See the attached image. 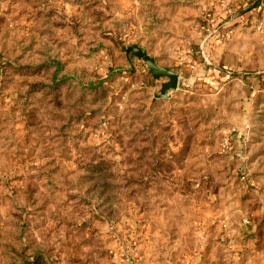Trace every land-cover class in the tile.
I'll return each mask as SVG.
<instances>
[{"label":"rangeland","instance_id":"374dc122","mask_svg":"<svg viewBox=\"0 0 264 264\" xmlns=\"http://www.w3.org/2000/svg\"><path fill=\"white\" fill-rule=\"evenodd\" d=\"M262 1L0 0V264H264Z\"/></svg>","mask_w":264,"mask_h":264},{"label":"water","instance_id":"95a60500","mask_svg":"<svg viewBox=\"0 0 264 264\" xmlns=\"http://www.w3.org/2000/svg\"><path fill=\"white\" fill-rule=\"evenodd\" d=\"M125 55L128 61L131 60L132 56L142 59L146 63L148 73L153 79L159 80L160 78H167L166 81L161 82L159 94L156 95L157 97H164L167 95L168 91L178 87L179 75L166 66L157 65L154 58L147 54L139 45L133 43L129 44L125 48Z\"/></svg>","mask_w":264,"mask_h":264},{"label":"crops","instance_id":"0c3cea01","mask_svg":"<svg viewBox=\"0 0 264 264\" xmlns=\"http://www.w3.org/2000/svg\"><path fill=\"white\" fill-rule=\"evenodd\" d=\"M241 17L243 18V15H241ZM238 28L239 26L232 30L235 31ZM206 45L207 46L205 45L203 46L204 51H206L207 55L211 54V56L215 55L216 57H218L217 62L219 64H217V66H219L221 69H229V68L238 69L241 67L242 63L244 64V62L241 63V60L244 58L243 57L244 54H242L241 51H238L236 49L237 47L230 48L224 46V44L217 43V41L214 40V36L208 39ZM251 63L253 64L252 61ZM249 82L253 85L252 87L257 88L258 84H262L263 81L260 80L259 78H252L249 80Z\"/></svg>","mask_w":264,"mask_h":264},{"label":"built area","instance_id":"2783aa9c","mask_svg":"<svg viewBox=\"0 0 264 264\" xmlns=\"http://www.w3.org/2000/svg\"><path fill=\"white\" fill-rule=\"evenodd\" d=\"M237 3H246V2H248V0H235ZM257 1H259L258 3L260 4V6L261 5H263V1L262 0H250V2L253 4V3H255V2H257ZM260 6H259V8H260ZM256 24H254V26H255ZM227 36H228V34H226Z\"/></svg>","mask_w":264,"mask_h":264},{"label":"trees","instance_id":"16d2710c","mask_svg":"<svg viewBox=\"0 0 264 264\" xmlns=\"http://www.w3.org/2000/svg\"><path fill=\"white\" fill-rule=\"evenodd\" d=\"M259 1H257L256 3H258Z\"/></svg>","mask_w":264,"mask_h":264}]
</instances>
